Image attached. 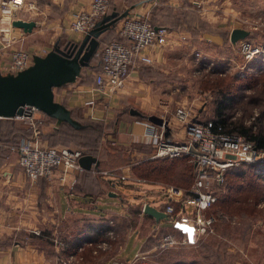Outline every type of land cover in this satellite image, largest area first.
I'll return each mask as SVG.
<instances>
[{
	"label": "crops",
	"instance_id": "1",
	"mask_svg": "<svg viewBox=\"0 0 264 264\" xmlns=\"http://www.w3.org/2000/svg\"><path fill=\"white\" fill-rule=\"evenodd\" d=\"M251 1L252 5L264 4V0ZM88 2L89 0H22L16 7L8 6L5 11L0 9V63L5 62L8 53L15 48L25 49L33 55H42L51 48L55 40H58L60 45L66 40L77 41L81 35L69 30V20L72 12L85 9ZM234 3L235 0H110L109 10L114 8L119 12L131 6L129 13L144 17L154 25L165 24L173 27L167 42L159 47H148L147 53L151 57V63H141L134 59L128 67L122 85L111 94H104L92 88L91 73L97 61L93 53L89 59L92 65L85 67L90 70L89 79L81 83L72 82L73 87L61 86L58 97L52 88L53 99L68 108L76 119L105 121L106 118L113 117L116 128L115 132L110 134L112 142L143 144L141 121H150L147 119L149 115H155L164 121V125H156L161 126L167 139L185 140L187 137L184 134L183 123L175 119L174 111L169 110L170 101L164 97L162 80H158L157 77H161L162 72L168 69V59L175 57L173 51L178 48L177 46L190 45L188 27L204 26L203 31H199L200 36L205 41L217 43H222L224 38L222 30L229 33L231 28L241 27L232 22H235L237 10ZM13 18L31 20L33 25L29 31H24L10 24ZM217 22L220 28L213 29L218 25ZM106 30L108 28L98 35L99 42ZM116 37L123 39L119 34ZM223 44H226V39L223 40ZM66 89L70 91L66 92ZM49 125L55 128L57 122ZM45 128L47 126L43 124L41 132ZM144 145L151 147L147 143ZM96 159L98 161L96 166H93L92 162L88 169L68 171L64 182L59 181V169H54L49 177H43V195L39 197L40 180L37 178L30 181L24 177L16 162V154L8 150L1 157L0 264H57L55 246L45 241L44 237L47 238L45 231L41 229L44 232L40 235L34 233L41 225H44L43 228L50 226L49 222L53 220L52 216H49L51 211L62 222L60 238L65 246L68 245L71 235L80 232L82 228H85L83 235L92 236V239L80 241L78 244L81 246L80 249H77V245L74 251L65 252L75 253V257L79 258L78 264H113L111 259L128 261L141 251L146 237L163 221H154L153 217L141 211V207L135 209L133 213L131 208L138 202L146 200L137 198L133 203L126 201L112 182V178L120 179L119 173L101 174L98 170L109 165H105L107 159L103 157ZM123 169L126 172L123 175H128L129 169ZM71 178L74 180L69 183ZM142 190L146 193L150 189ZM106 196L120 197L118 200H109ZM155 202L157 205L148 203L160 209V200ZM132 219L136 220L135 224L130 223ZM108 220L111 222L107 223ZM99 222L105 223L104 228L110 227L113 234L114 232L121 234V241L116 244L109 243L113 237L100 252H98L100 248L93 252L95 241L93 232L86 226L95 224L96 230ZM53 231L54 229L51 230L52 234ZM131 237L134 240L126 251ZM88 241H92V244H88Z\"/></svg>",
	"mask_w": 264,
	"mask_h": 264
},
{
	"label": "rangeland",
	"instance_id": "2",
	"mask_svg": "<svg viewBox=\"0 0 264 264\" xmlns=\"http://www.w3.org/2000/svg\"><path fill=\"white\" fill-rule=\"evenodd\" d=\"M252 2L251 0H235L234 4L237 10L235 11L234 20L236 23L234 21L232 22L247 29L248 34L244 38H247L255 44L261 45L264 51V4L252 5ZM116 22H118V20ZM117 25L114 23L104 32L105 34L101 38L102 40L98 42L94 52L95 58L97 57L98 59L99 49L101 44L105 41L104 39L106 37L114 38L118 35V30L116 29V27H118ZM160 25L166 26L169 30L173 28L165 24ZM185 28L187 29V27ZM216 28H220L219 23L216 27H213V29ZM203 29L204 26L188 27L187 30H189L190 37L188 43H190V45L183 44L177 46L178 48L173 51L175 57L168 59V69L162 72L161 77H157L158 80H162L161 85L163 87V92H165L164 97L170 101L169 110L173 112L175 106L183 104L190 107L193 114L200 119L207 117L213 108V101H210L211 96L208 92L199 89V80L202 77L205 75L214 76V74L218 75L220 73L237 75L238 77L260 78L264 76V52L254 56L249 61H244L238 53L237 42L230 43L228 41V32L222 30L224 32L223 40L226 39V44H223V40L222 43L205 41L199 33V31H203ZM195 51L199 55L196 56ZM208 61L212 63L209 67H206V64L209 63ZM89 71L88 68L81 67L79 74L72 82L76 81L81 83L82 81L88 80L90 76ZM258 80L259 79L255 81V85H258ZM72 82L53 87L56 92V97H58L57 95L61 86L73 87ZM254 87L255 86L250 88L245 86L243 93L245 94L252 91ZM66 90V92L70 91L68 89ZM233 112L232 117L243 113L242 105L233 107ZM39 113L40 112L37 110L33 111V115L35 116ZM71 116L78 122L82 121L76 119L73 115ZM106 119L105 121L96 119V121L87 122L88 127L80 131L71 132L66 128V130H61L60 133H52L54 128L49 125L52 121H46L44 124L47 128L42 131L43 134L40 135V138L44 144L78 148L80 151L89 152L95 157H103V159H107L105 165H109V167L104 168L105 170H114V172L124 174L126 172H124L125 170L123 168H128V175L125 174L127 177L123 180L117 177L112 178L113 185L117 192L129 203H133L137 198H141L142 200H146L145 202L148 201L153 205H157L155 200H161L159 190H161L162 186L168 184L179 185L174 182L166 181V179L141 177L133 173L132 167L146 158L151 157L150 154L152 150L141 142L130 144L125 142H112L110 134L115 132L116 123L113 122V117ZM242 120L245 124H250L252 129H256L261 123L259 108L255 105L251 106L249 113H247V115L244 114ZM50 131L51 133H47ZM172 160L174 161L172 166H175V161L177 159L168 161ZM227 170L223 172L220 182L210 183V187L213 189L216 199L226 194V175L224 176V173ZM255 171L257 173V179L254 177V180L257 181L258 184L260 183L258 202L255 204L257 211L252 213H243L240 211L230 214L219 213L215 208V212L212 211L214 206L209 208L210 205L208 207L209 209L206 208L202 211L203 216L213 217L209 227L200 234H197L191 242H183V237L179 236L175 231L170 232V230L167 229L169 227L165 226V231L163 232L156 229L150 232L145 242L142 244L141 251H138L137 255L133 256L128 261L117 260L116 264L120 262L122 264H171L172 259L177 257L185 260L195 259L196 264H264V167L257 170L255 169L254 172ZM129 181H133V183ZM136 181H140V183ZM179 187L183 189L188 188ZM143 188H149L150 190H147L145 193V191L142 190ZM106 197L109 200H118L120 196ZM142 203L143 202H138L136 206L131 208L133 213L135 209L142 206ZM45 206L47 208V205ZM185 207L187 211L192 208L189 204H186ZM49 216H52L53 219L49 222L50 226H45V228H43L44 225H41L37 228V231L39 232L41 229L45 231L43 232L47 238L44 237V239L55 246L54 250L56 256V248L58 249L59 246L54 243L51 238L54 237L56 240L61 239L60 237H62V234L60 233L63 225L61 224V220L55 217L53 211L49 213ZM217 218L225 219L226 224L218 226L219 224L217 225L215 223L216 220H218ZM135 222L136 220L134 219L130 220L132 224H135ZM163 223L167 222L163 221L162 224ZM53 229L54 233L52 234L51 230ZM165 232H169L176 242L170 246L162 247L159 245V236ZM116 234L117 233L114 232V238L110 240L109 243L116 244L121 241V234ZM100 239H105L103 233ZM133 240L134 238L131 237L126 251H128ZM56 262L59 264L57 259Z\"/></svg>",
	"mask_w": 264,
	"mask_h": 264
},
{
	"label": "built area",
	"instance_id": "3",
	"mask_svg": "<svg viewBox=\"0 0 264 264\" xmlns=\"http://www.w3.org/2000/svg\"><path fill=\"white\" fill-rule=\"evenodd\" d=\"M22 0H0V9L5 11L10 7L20 5ZM110 0H89L85 9H78L71 13L68 28L75 34H84L91 28L100 16L109 11ZM118 34L123 37L103 42L99 49V56L91 73L92 88L104 94L115 92L123 82L128 67L134 59L141 63H151L147 53L148 47H159L165 44L171 30L164 25H154L144 17L134 13H127L118 19ZM237 50L244 61L262 54L263 47L247 38L238 39ZM195 55H199L195 51ZM33 54L22 48H15L8 53V59L0 63V74L15 73L27 67ZM206 64V67L212 63ZM220 73V72H218ZM24 114L14 116L20 118L29 130V134L21 136L15 143L8 144L10 152L16 154V162L20 166L24 177L34 181L39 177H49L54 169H59V181L64 182L68 171L78 172L82 168L77 159L82 154L78 148L63 145L44 144L40 138L41 126L44 124V114L33 115L36 110L31 106H23ZM174 117L183 123L185 140L167 139L161 126L150 121H141L143 130L142 142L152 147L151 157L174 158L186 156L195 167L194 180L188 189L168 184L159 190L164 205L160 210L165 212L166 221L175 229L183 232V242H191L197 234L205 231L213 217L203 216L202 211L208 208L215 198L211 182H220L223 172L240 162L264 160V147H256L253 142L239 133L224 131L221 124L211 119H200L195 116L190 107L179 104L174 108ZM3 145L0 142V146ZM101 174L111 175L114 170H98ZM116 174V173H115ZM120 179L126 178L119 174ZM71 178L69 183H72ZM170 201L178 203L174 209ZM186 204L192 208L186 210ZM108 220L107 223H110ZM108 226V225H107ZM37 234L38 231L34 230ZM105 239H97L93 243L92 251L105 248L109 239L114 237L110 227L103 229ZM59 248H56V259L59 264H77L79 258L75 253H65L63 240L51 238ZM169 232L159 236V245L167 247L175 243ZM92 244V241H88ZM81 246L78 245L77 249ZM138 252L135 254L137 255ZM134 255V256H135ZM113 264L117 260L111 259ZM119 264H122L121 262Z\"/></svg>",
	"mask_w": 264,
	"mask_h": 264
},
{
	"label": "trees",
	"instance_id": "4",
	"mask_svg": "<svg viewBox=\"0 0 264 264\" xmlns=\"http://www.w3.org/2000/svg\"><path fill=\"white\" fill-rule=\"evenodd\" d=\"M109 29V28H108ZM112 37H106L104 42L111 40ZM118 39V38H113ZM258 80V85H255V81ZM245 86L253 87L252 91L243 93ZM199 89L206 91L211 96L210 101H213V108L210 114L205 117L211 119L215 123L221 124L224 131L239 133L250 139L256 147H264V76L260 78L253 77H238L237 75H227L220 73L214 76L205 75L199 80ZM242 105L243 113L239 115H233V107ZM257 106L259 108L260 124L256 129H252L250 124H245L242 120L244 114L247 115L251 106ZM232 109V110H231ZM56 121L54 118L44 115V122ZM96 121V119L85 118L79 122L80 126L72 127L65 121H56L57 126L53 129L52 133H60L61 130L66 128L71 132L83 130L88 127L87 122ZM114 122V121H113ZM0 142L3 145L0 146V159L9 150L7 145L15 143L18 138L29 134V130L20 118L15 117H1L0 118ZM47 133H51L47 132ZM43 133L41 132L40 135ZM152 150L151 147H148ZM82 152V151H81ZM89 153V152H82ZM171 159H177L175 166H172ZM186 162H185V161ZM264 167V160L253 162H240L239 164L229 168L224 173L226 175V194L218 199L215 198L211 207L212 211H219V213H233L243 212L252 213L257 211L255 204L258 202L260 191V183L254 180L257 173L254 170ZM133 173L141 177L166 179V181L174 182L182 187H190L194 180L195 167L191 161L187 160L186 156L183 157H149L132 167ZM252 178H250L249 176ZM43 177H39L38 196L43 195ZM257 179V178H256ZM254 180V181H253ZM161 181V180H160ZM257 182V183H256ZM187 188V189H188ZM174 209H177L178 203L170 201ZM164 205L160 202V206ZM208 208V209H209ZM215 208V209H214ZM216 224L218 226L225 225L226 220L217 218ZM221 219V220H220ZM166 222V221H165ZM86 226V224H85ZM105 223L99 222L98 229L95 230V224H88L86 227L93 232V239H99L103 233ZM165 226H168L171 231L177 232L181 237L185 234L174 227L168 222L161 223L155 227L156 230L165 231ZM153 229L152 231H155ZM85 228H82L80 232H75L71 235L68 245L65 246L64 252L74 251L76 246L82 239H92V236H85L82 234ZM151 231V232H152ZM43 231H39L40 235ZM46 241V240H45ZM90 249V247H89ZM84 251V250H83ZM101 250L98 249V252ZM171 264H196L195 259H183L177 257L172 259Z\"/></svg>",
	"mask_w": 264,
	"mask_h": 264
},
{
	"label": "water",
	"instance_id": "5",
	"mask_svg": "<svg viewBox=\"0 0 264 264\" xmlns=\"http://www.w3.org/2000/svg\"><path fill=\"white\" fill-rule=\"evenodd\" d=\"M130 7L120 12L111 8L77 41L66 40L60 45L55 40L45 53L33 55L27 67L15 73L0 74V117L22 115L23 106H31L56 121H65L72 127H79V122L71 117L70 110L53 99L52 88L72 82L81 67L91 66L89 59L98 45V35L126 15ZM10 24L29 31L33 21L13 18ZM247 34V29L233 27L229 30L228 41L234 43ZM147 119L157 125H164V121L155 115H149ZM77 162L81 168L88 169L92 162L96 166L98 161L95 156L84 153L78 157ZM141 211L153 217L156 222L166 220L165 212L148 202L142 203Z\"/></svg>",
	"mask_w": 264,
	"mask_h": 264
}]
</instances>
